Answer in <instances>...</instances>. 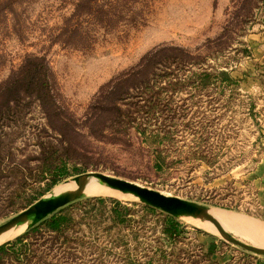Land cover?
<instances>
[{"label":"rangeland","instance_id":"1","mask_svg":"<svg viewBox=\"0 0 264 264\" xmlns=\"http://www.w3.org/2000/svg\"><path fill=\"white\" fill-rule=\"evenodd\" d=\"M235 14L241 17L231 22ZM227 24V41L205 46ZM159 45L200 54L196 60L201 65L165 70L153 87L160 94L152 99L160 100H121L117 112L123 114L97 113L95 107L106 104L92 100L100 87ZM28 54L46 58L58 102L69 113L70 125L73 122L81 132L75 139L83 154L69 159V164L85 168L78 174L103 172L204 204L211 214L264 231V1L0 0V82ZM220 69L235 83L224 88L190 83L195 72ZM176 77L181 85L172 89L169 79ZM15 125L5 140L11 138L16 160L28 159L34 166L35 138L45 137L42 129L49 131L46 119L36 108ZM4 130L0 129V139L8 133ZM51 135L47 138L53 140ZM43 184L37 179H27L23 187L15 183L11 201L2 199L11 190L2 183L0 224L36 201L29 204L23 190L28 197L36 196ZM93 196L127 203L128 223L110 227L114 224L109 201L88 213L91 207L82 204ZM59 210L73 217L66 241L50 249L49 235L39 238L33 264H264V255L196 223L201 219L176 217L182 232L166 238L160 216L147 213L138 198L84 194L55 212ZM39 226L45 230L42 223ZM224 229L264 248L259 245L264 238Z\"/></svg>","mask_w":264,"mask_h":264},{"label":"trees","instance_id":"2","mask_svg":"<svg viewBox=\"0 0 264 264\" xmlns=\"http://www.w3.org/2000/svg\"><path fill=\"white\" fill-rule=\"evenodd\" d=\"M246 1L251 0H242L243 3ZM246 11H249V8ZM238 15L235 14L231 22L233 20L237 22L241 17ZM227 29H229L228 24L217 38L207 40L205 46L211 48L212 43L223 39H226L222 42L225 43L229 38ZM196 56L201 55H194L186 48L175 45H159L147 51L135 66L100 87L92 100H104L103 102L106 104H98L95 111L116 117L123 114V112H117L118 103L121 100L131 98L134 100H160V98L152 99L160 94L153 89L154 83L165 76L167 74L165 70L172 65L177 68L187 65L200 66L201 61H197ZM193 76L190 83L196 84L198 88L206 87L210 83H217L224 88L235 83V79L230 73L222 69L214 72L202 70L193 73ZM169 83L172 89H177L181 85V80L176 77L175 80L169 79ZM159 88L162 91L165 87ZM58 95L54 74L46 58L42 55H26L20 65L0 82V129L5 128V132L13 130L16 127L15 124L19 125L25 115L36 108L44 115L49 128V131L42 129L45 137H42V134L36 135L35 144L38 153L35 155L36 164L34 166L27 163L28 159L25 161L21 158L16 160L17 156L13 152L11 138L8 141L5 140L10 132L3 133L5 135L0 139V185L5 183L6 187L11 188V190H6V194L2 197L3 200L12 201L15 193L12 189L15 183H20L23 187L22 184H25L27 179L44 182L42 189L35 192L36 196L28 197L26 195L29 193L23 190L22 196L27 197L30 204L64 178L85 171V168H80L77 163L69 164V159L83 154L80 143L75 139L76 136L81 135V132L77 128H73V122L72 126L70 125L69 113L59 104ZM51 133L54 134L53 140L47 138L52 136ZM1 192L3 193L5 190H0ZM108 201L111 202L110 219L114 224L110 227L128 223L129 207L127 203L123 204L117 199L93 196L86 198L82 207L85 209L91 207L89 213L95 208L99 210ZM142 207L147 213L160 216L162 231L166 238L174 239L182 232L183 225L175 216L166 214L143 202ZM72 221L73 217L70 212L59 210L24 233L5 241L0 244V264H33L37 256L31 255L37 251V240L44 235H49L48 238L52 239L49 248H53L56 242L59 246L62 240L66 241V232ZM40 223L44 225L45 230L40 228Z\"/></svg>","mask_w":264,"mask_h":264},{"label":"water","instance_id":"3","mask_svg":"<svg viewBox=\"0 0 264 264\" xmlns=\"http://www.w3.org/2000/svg\"><path fill=\"white\" fill-rule=\"evenodd\" d=\"M89 177L100 180L109 188L129 192L136 196L139 201L166 214H170L175 217L190 216L206 219L214 225L216 231L227 241L240 246L244 250L264 255L263 247L245 243L225 230L219 222L208 213V207L206 205L175 195L165 194L161 191L143 186L141 184L111 176L99 171H87L73 176L72 179L76 185L74 189L55 195L49 194L39 198L26 209L21 210L5 222L1 223L0 232L12 224L26 219L29 220L27 227L33 226L46 217L52 215L62 206L82 197L84 195L83 189Z\"/></svg>","mask_w":264,"mask_h":264},{"label":"bare ground","instance_id":"4","mask_svg":"<svg viewBox=\"0 0 264 264\" xmlns=\"http://www.w3.org/2000/svg\"><path fill=\"white\" fill-rule=\"evenodd\" d=\"M75 186H76L75 182L73 181V179H71L68 182V184H63V185L56 187L51 194L55 195V194L63 193V192L68 191V190H72L75 188ZM83 192L86 195L87 194H100V195L111 194L117 198H122V199L127 198L128 196H130L132 198H137L136 196H134L133 194H131L129 192H124L122 190L109 188L100 180H98L96 178H91V177H89L87 179V183L83 189ZM209 214L211 216H213V218H215L223 228H228L229 230L234 231V232L242 231V233L243 232H245L246 234L249 233L252 236L253 235L256 236L258 239L264 238V231H263V229H260L261 227L258 228L251 223L243 222V221L239 222L237 220H232V219H230V220H232V221H230V220H227V218H225L222 215L211 214V213H209ZM183 217L191 219V220L201 219L204 223L199 222V221H196V223H199V224L205 226L207 229H209L213 232H215V230H216L214 225L206 219H202V218H198V217H190V216H183ZM28 224H29V220L26 219V220H23L21 222H17L15 224H12L11 226L6 228L5 230L1 231L0 232V244L2 242H4L5 240L9 239L10 237H12L15 234L14 232H18L22 228H24V230H25V228L27 227ZM9 233H11V234H9ZM262 241L263 240H261L259 242V245H261V246L264 245V242H262Z\"/></svg>","mask_w":264,"mask_h":264}]
</instances>
